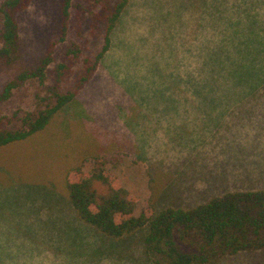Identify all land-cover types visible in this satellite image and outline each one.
<instances>
[{
  "label": "rangeland",
  "instance_id": "rangeland-1",
  "mask_svg": "<svg viewBox=\"0 0 264 264\" xmlns=\"http://www.w3.org/2000/svg\"><path fill=\"white\" fill-rule=\"evenodd\" d=\"M103 3L72 0L62 42L61 0H33L17 14L19 49L0 62V92L57 42L55 59L44 82L29 80L0 101V116L38 112L61 62L76 61L64 90L75 88L82 61L103 47V32L92 30L91 13L79 6L96 11ZM224 6L130 0L110 49L77 96L44 129L0 148V264H152L143 232L109 238L79 217L66 188L76 166L106 165L137 197L136 215L150 205L193 208L262 179L255 173L264 167V114L260 102H249L258 99L241 96H264V82L252 89L253 57L235 62L237 51L255 48L238 42L236 26L221 32ZM210 21L219 29L208 36ZM252 39L246 35L249 45ZM213 264H264V250Z\"/></svg>",
  "mask_w": 264,
  "mask_h": 264
},
{
  "label": "trees",
  "instance_id": "trees-1",
  "mask_svg": "<svg viewBox=\"0 0 264 264\" xmlns=\"http://www.w3.org/2000/svg\"><path fill=\"white\" fill-rule=\"evenodd\" d=\"M33 0H4L0 6L2 27L0 62H9L19 49L17 14ZM100 2V0H97ZM130 0H104L102 9L93 11L79 6L80 12L92 15V30L103 32V47L94 58L82 61L83 69L73 90H64L76 68V61H64L54 71L53 84L41 98L38 112L14 111L0 116V148L22 141L44 129L54 115L68 105L94 75L101 59L111 47L112 33ZM225 0L224 21L219 27L223 34L236 26L235 34L242 45L255 48L256 53L238 54L253 57L252 89L264 82V0ZM247 1V2H246ZM239 3V4H236ZM257 6V7H256ZM72 0H61L59 40L67 37ZM102 25V26H100ZM209 35L219 28L210 21ZM222 27V28H221ZM253 36L252 44L246 35ZM32 69L21 72L0 92V101L11 97L13 91L29 80L47 79L48 66L54 61V47ZM208 48L216 45L209 40ZM77 50L72 52L77 54ZM248 51V49H246ZM256 96V95H245ZM105 164V163H102ZM69 199L79 217L97 232L109 238H122L136 231L143 232L142 242L152 264H213L242 252L264 250V190L230 191L196 207L184 209L166 207L159 211L147 206L136 215L137 197L111 173L106 165L90 171L82 166L70 170L66 177ZM159 193L154 192V195Z\"/></svg>",
  "mask_w": 264,
  "mask_h": 264
},
{
  "label": "crops",
  "instance_id": "crops-1",
  "mask_svg": "<svg viewBox=\"0 0 264 264\" xmlns=\"http://www.w3.org/2000/svg\"><path fill=\"white\" fill-rule=\"evenodd\" d=\"M243 98H248V99H258V100H254V101H249L251 103H258L260 102V113L264 114V96H241ZM258 106V104H257ZM262 124L264 125V119L262 121ZM255 174H258V175H263L262 179H259V180H253L252 183L250 186L248 185V187H244L240 190H243V191H247V190H264V167L262 170H260L258 173H255Z\"/></svg>",
  "mask_w": 264,
  "mask_h": 264
}]
</instances>
